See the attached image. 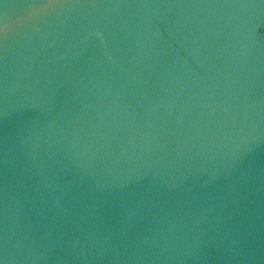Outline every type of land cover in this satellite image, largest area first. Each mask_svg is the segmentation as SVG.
<instances>
[{
    "label": "water",
    "instance_id": "95a60500",
    "mask_svg": "<svg viewBox=\"0 0 264 264\" xmlns=\"http://www.w3.org/2000/svg\"><path fill=\"white\" fill-rule=\"evenodd\" d=\"M0 264H264V0H0Z\"/></svg>",
    "mask_w": 264,
    "mask_h": 264
}]
</instances>
